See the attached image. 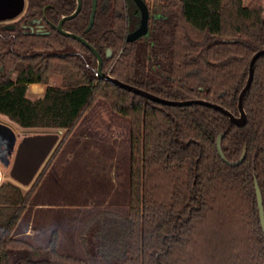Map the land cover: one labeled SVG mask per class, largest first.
<instances>
[{
	"label": "trees",
	"instance_id": "1",
	"mask_svg": "<svg viewBox=\"0 0 264 264\" xmlns=\"http://www.w3.org/2000/svg\"><path fill=\"white\" fill-rule=\"evenodd\" d=\"M143 1L151 22L138 41L126 39L123 0H98L87 33L91 0H82L63 30L83 38L103 57V72L118 81L169 101L216 104L238 116L249 61L264 49V0ZM75 8L76 0H28L24 19L44 15L57 25ZM49 31L26 35L18 25L14 31L0 25V115L20 129L63 130L65 137L84 128L99 141L118 130L129 142L128 212L96 213L81 232L84 256L74 258L58 253L56 233L44 248L12 237L32 192L23 196L18 187L3 185L0 264H264L255 192L257 183L264 212V56L243 99L246 124L236 127L211 108L147 102L97 79L92 52L51 26ZM105 49L113 53L109 61ZM70 51L80 56H48ZM51 76L60 87L28 97L29 85L30 94H41L39 85ZM221 133L229 162L244 151L239 165L220 158ZM49 170L56 177L51 163Z\"/></svg>",
	"mask_w": 264,
	"mask_h": 264
},
{
	"label": "rangeland",
	"instance_id": "2",
	"mask_svg": "<svg viewBox=\"0 0 264 264\" xmlns=\"http://www.w3.org/2000/svg\"><path fill=\"white\" fill-rule=\"evenodd\" d=\"M60 84L59 78L51 76L46 85H39L44 88L41 94H30V85L28 97L40 98L48 87ZM11 124L22 133V129ZM28 133H59V142L28 188L14 183L23 196L32 192V197L12 237L34 248H44L52 233H56L59 254L83 258L80 236L89 219L100 211L127 215L129 142L115 129L99 141L91 138L84 128L67 137L63 130ZM48 163L54 166L56 177L50 170L45 171Z\"/></svg>",
	"mask_w": 264,
	"mask_h": 264
},
{
	"label": "water",
	"instance_id": "3",
	"mask_svg": "<svg viewBox=\"0 0 264 264\" xmlns=\"http://www.w3.org/2000/svg\"><path fill=\"white\" fill-rule=\"evenodd\" d=\"M96 3L97 0H92V11L88 26L85 29V33L89 32L93 26L95 12H96ZM81 4H82V0H76L75 11L69 16L62 17L61 21L56 27V30L61 35L72 38L80 42L96 56L97 67L93 69L92 72L94 73L97 79L109 82L112 85H114L116 88L125 90L127 92L133 93L134 95L142 97L147 102H153L156 104L172 106V107H186L191 105L204 106L225 115L228 118L229 122L236 127H243L246 124L247 116L243 109V99L247 94V92L249 91V88L252 83L253 74H254V65L259 58L264 56V49L256 52L249 61L248 77L238 97V103H237L238 116H234L226 109L216 104H212L201 100L169 101V100L161 99L157 96L152 95L151 93H148L131 85L125 84L121 81H118L113 77H111L109 74L104 73L102 71V61L99 54L83 38L75 34L66 32L62 29V25L65 21L72 20L79 14L81 9ZM24 8H25V0H0V23H5L17 19L23 13ZM136 38H138V35L131 37L130 40ZM230 42L231 41L217 40L214 42V44L230 43ZM204 51H206V48ZM56 55L60 57L80 56L79 53L73 51H70L65 54L52 53L49 54L48 56H56ZM223 136L224 133H221L216 140L217 151L220 158L225 164L231 167L239 165L244 159V151L242 152L240 158L236 162L233 163L229 162L225 158L221 150V140ZM58 142H59V133H38V134L25 135L20 140L15 150L13 164L10 170V176L12 180L20 187L28 188L32 184L33 180L37 176L38 172L40 171L43 164L50 156V154L52 153L53 149L55 148ZM255 192H256V200L258 205L261 228L264 233V212L262 207V197H261V192L257 186V183H255Z\"/></svg>",
	"mask_w": 264,
	"mask_h": 264
},
{
	"label": "flooded vegetation",
	"instance_id": "4",
	"mask_svg": "<svg viewBox=\"0 0 264 264\" xmlns=\"http://www.w3.org/2000/svg\"><path fill=\"white\" fill-rule=\"evenodd\" d=\"M27 6H28V0H25V8L23 13L13 21L0 23L2 28L8 29L10 31H14L16 29V26L18 25L19 28L22 30V32L26 35H48L50 32L49 31L50 26L56 30V27L58 26L59 23L57 25H52L51 23L48 22V20L45 18L44 15L41 18L24 19ZM123 7H124V17L128 27L130 28L129 32L126 35L127 41H138L146 37L151 22V11L148 7V2L143 0H123ZM81 8H82V4H81ZM97 8H98V0L96 3V11ZM91 11H92V0H91ZM62 29H63V25H62ZM136 35H138V38L130 40L131 37H134ZM7 37L13 39L12 34H9ZM99 56L102 61V71H103V57L100 54ZM94 57L96 59V67H97V58L95 55ZM112 58H113L112 51L110 49H105L104 59L109 61ZM0 117L6 119V120L3 119L0 120V188L3 185H9L12 187L14 186L15 182L12 180L10 176V170L13 164L15 150L20 140L25 135H28L29 134L28 132L30 130L22 129V133H19L13 129V127L11 126L12 125L11 122L6 117L1 115Z\"/></svg>",
	"mask_w": 264,
	"mask_h": 264
},
{
	"label": "crops",
	"instance_id": "5",
	"mask_svg": "<svg viewBox=\"0 0 264 264\" xmlns=\"http://www.w3.org/2000/svg\"><path fill=\"white\" fill-rule=\"evenodd\" d=\"M46 91V90H45ZM44 94H45V92H44Z\"/></svg>",
	"mask_w": 264,
	"mask_h": 264
}]
</instances>
